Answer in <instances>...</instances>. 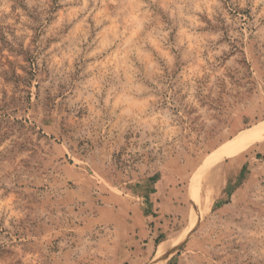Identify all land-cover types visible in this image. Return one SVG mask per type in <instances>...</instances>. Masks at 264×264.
Masks as SVG:
<instances>
[{
    "label": "rangeland",
    "instance_id": "1",
    "mask_svg": "<svg viewBox=\"0 0 264 264\" xmlns=\"http://www.w3.org/2000/svg\"><path fill=\"white\" fill-rule=\"evenodd\" d=\"M263 123L264 0H0V264H264Z\"/></svg>",
    "mask_w": 264,
    "mask_h": 264
},
{
    "label": "bare ground",
    "instance_id": "2",
    "mask_svg": "<svg viewBox=\"0 0 264 264\" xmlns=\"http://www.w3.org/2000/svg\"><path fill=\"white\" fill-rule=\"evenodd\" d=\"M259 139H264V123L261 124V125H259V126H257L256 128H252V129H248V130L241 131L236 136V138H234L233 140H231L228 144H226L225 146H223L220 150H217L209 158V160L206 162V164L204 166L205 168L202 171L201 177L202 178H205L208 175V173L210 172V170L213 169V167L214 168L217 167V165L221 162V160L224 158V156L229 155L232 151H235L236 149H238V147H240L243 143L252 142L253 140H259ZM200 188H201V186H200V181H199V187H198V199H199V203H198L197 210L199 212L198 215L199 214L200 215L199 216L197 215L198 217H201V215L203 214V212L204 211H207L209 209L210 205H211V201H209V198L210 197L207 196L206 198L205 197L202 198V196L200 195ZM202 204H203V206L200 207V205H202ZM168 240L162 241V242H160L158 244V246H157V252H156V254L158 256L160 254H162V253H165L164 251H166L169 248V246L172 245L171 244L172 242L171 241H168ZM170 249H171V247H170ZM157 260L158 259H156V261Z\"/></svg>",
    "mask_w": 264,
    "mask_h": 264
}]
</instances>
